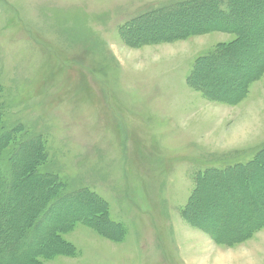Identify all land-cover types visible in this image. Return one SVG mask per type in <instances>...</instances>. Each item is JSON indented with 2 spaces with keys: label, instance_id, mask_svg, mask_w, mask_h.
Wrapping results in <instances>:
<instances>
[{
  "label": "rangeland",
  "instance_id": "374dc122",
  "mask_svg": "<svg viewBox=\"0 0 264 264\" xmlns=\"http://www.w3.org/2000/svg\"><path fill=\"white\" fill-rule=\"evenodd\" d=\"M187 1L0 0L5 128L22 125L41 136L49 154L45 171L60 174L71 192L89 190L108 208V221L93 215V225L75 224L61 236L70 249L40 264H264V229L230 247L184 216L200 173L247 165L264 148V76L239 104L215 102L187 78L198 57L234 41V34L142 47H130L121 34L146 14ZM263 15L264 6L237 21L256 26ZM171 19L159 22L160 33ZM245 40L248 53L234 55L238 69L224 75L213 69L203 79L217 95H230L249 61L264 59V27ZM206 178L188 214L217 237L221 230L225 238L244 233L264 217V158L241 182ZM30 189L35 195L38 187ZM13 194L21 210L30 209L26 195ZM242 198L252 202L241 204ZM70 212L89 213L81 204ZM5 241L0 264H30L18 243Z\"/></svg>",
  "mask_w": 264,
  "mask_h": 264
},
{
  "label": "trees",
  "instance_id": "16d2710c",
  "mask_svg": "<svg viewBox=\"0 0 264 264\" xmlns=\"http://www.w3.org/2000/svg\"><path fill=\"white\" fill-rule=\"evenodd\" d=\"M263 6L264 0H190L146 14L121 29V34L130 47L173 43L215 32L234 34L236 36L234 41L218 44L212 51L196 59L187 78V83L210 100L235 105L242 102L249 94L251 85L264 76V59L258 63L255 58L249 61V70L240 83L232 86L230 95H217L216 87L206 83L203 79L209 73L211 74L213 69H223L221 75H224L225 71L238 69V64L241 62L234 55L236 52L248 53L246 49L250 47V44L247 42L248 40H245V37L252 29H263L264 15L256 26L251 25V27L239 25L237 19L240 16L245 20L249 19ZM192 14L198 19L209 16L212 21L199 25V22L195 24L190 18ZM178 15L180 17H177ZM164 18H173V20L171 19L167 26L161 25L167 27V32L160 33L159 22ZM220 90L222 91V88ZM2 94L3 87L0 85V99ZM2 105L1 103L0 239L3 238L7 243H18L20 249L25 250L24 256L30 264H40V258L65 253L68 248L70 249L69 244L61 236L70 231L75 224L79 222L92 224L93 215L103 217L108 221V208L104 201L89 190L80 189L71 192L68 190L67 181L63 180L60 174L45 171L44 168L49 163V154L43 138L30 134L31 131L22 125L6 129ZM260 150L247 165H236L221 170L209 169L202 174L200 173L197 176L198 179L196 178V190L185 208L184 216L192 225L207 232L213 240L218 243L221 242L220 244L232 247L248 241L253 234L264 229V217L250 225L244 233L225 238L226 233L223 234L225 230H221V238L217 237L216 235L219 233L213 231L211 226L194 221L188 214L191 201L194 200L199 191V182L206 177L209 178V176H215L219 180L227 177L234 178L235 176L241 182L247 172L264 158V148ZM231 181L233 184L232 179ZM30 183L38 187L35 195L31 192ZM13 193L24 194L23 198L26 195V198L31 200L30 209L26 207L25 211L21 210L19 207L21 198L14 196ZM249 202H252L250 198H242L241 200V204ZM80 204L89 213L75 214L70 212L74 206H80ZM54 219L58 220L54 221ZM109 223L112 224V222ZM7 243H3L1 250L7 247ZM13 260V258H9V261ZM14 261L16 262V260Z\"/></svg>",
  "mask_w": 264,
  "mask_h": 264
},
{
  "label": "bare ground",
  "instance_id": "6f19581e",
  "mask_svg": "<svg viewBox=\"0 0 264 264\" xmlns=\"http://www.w3.org/2000/svg\"><path fill=\"white\" fill-rule=\"evenodd\" d=\"M198 15H199V14H198ZM198 21H199V20H198ZM235 63H236V61H235ZM235 63H234V64H235ZM240 64H241V63H240ZM236 65H237V64H236ZM256 72H257V70H256ZM201 75H203V74H201ZM236 87H237V86H236ZM231 88H232V87H231ZM240 88H241V87H240ZM234 89H235V88H234ZM216 181H217V180H216ZM94 205H95V204H94ZM94 205H93V206H94ZM94 207H96V205H95ZM94 209H95V208H94ZM98 209H99V208H98ZM262 212H263V211H262ZM263 214H264V213H263ZM248 229H249V228H248Z\"/></svg>",
  "mask_w": 264,
  "mask_h": 264
}]
</instances>
